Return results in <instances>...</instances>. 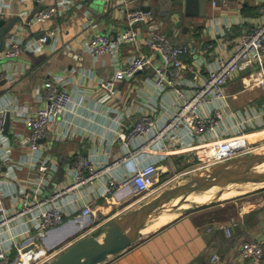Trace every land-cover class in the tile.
Returning <instances> with one entry per match:
<instances>
[{
  "label": "crops",
  "instance_id": "0c3cea01",
  "mask_svg": "<svg viewBox=\"0 0 264 264\" xmlns=\"http://www.w3.org/2000/svg\"><path fill=\"white\" fill-rule=\"evenodd\" d=\"M93 1L0 0L5 23L12 16L20 17L12 27V30L16 28L12 40L22 44L17 56L0 60V108L9 112L8 130L12 132V140L0 134V154L4 150L9 155L8 164H3L1 169L6 206H19L24 189L36 188V197L43 198L72 183L74 173L69 164L77 155L88 158L95 165L114 163L100 177L82 183L56 199L63 211V220L49 228L42 238L31 230L28 216L15 221L8 229L2 228L0 245L8 250L10 264H19L21 259V255L14 256L13 240L22 246L28 245L30 250L38 246L47 254L60 253L95 230L101 231L100 237L112 218L148 201L143 200L145 195L136 192L131 184L105 191L107 179L112 177L119 183L132 164L154 162L158 169L155 182H161L166 171L178 172L191 162L202 161L205 166L210 165L207 163L208 149L215 142L234 135L246 140L264 128L263 120L243 122L262 98V90L257 85L261 72L252 66L239 70L226 81L224 98L214 104L218 105L222 117L211 130L203 132V139L197 138L186 125L177 129L173 138L151 141L143 148L141 144L148 141L150 133L126 142L119 137L120 132L130 128L143 115L150 116L153 128L164 122L179 100L177 88L189 91L204 81L215 58L228 54L239 35L259 22V10L264 0L207 2L205 15L192 17L194 26L189 25L186 32L175 30L170 36L175 43L184 44L189 50L181 57L183 68L178 78L172 85L162 88L153 83V68L163 65L162 56L150 50L143 38L150 31L166 34V28L153 30L155 21L138 23L135 41L121 42L116 59L107 53L93 56L84 47L86 40L97 32L120 34L125 28V10L132 6L123 0H108L101 11L90 10ZM50 4L56 5L51 16L40 22H27L39 6ZM45 30H52L53 35L35 49ZM137 54L150 56L151 65L117 80L113 93L100 88V79L110 78L116 67L124 66ZM164 66L169 68V65ZM51 75L60 77V85L71 93V103L61 116L48 123L46 137L32 149L26 143L29 128L24 119L44 103L39 97L40 90ZM211 105H205V109ZM2 135L7 139L6 147L2 146ZM43 159L54 167L49 171L46 185L36 187L39 170L34 163ZM164 188L166 186L155 196ZM226 196L233 194L221 198ZM187 200L203 203L209 198L208 194L190 193ZM86 201L90 202L91 212L83 215L81 208ZM224 203L196 205L170 220L165 212L157 214L149 219L151 222L142 225L140 237L130 246L97 264H251L239 257L238 249L245 239H258L264 245V225L254 222L249 226L246 220L238 219L231 227L230 216L226 213L217 217ZM252 210L240 212V215ZM228 228L230 234L226 233ZM59 244H63L62 248H57ZM213 253L219 256L215 261L210 259ZM27 256L25 262L31 261V254L27 253ZM261 264H264L263 257Z\"/></svg>",
  "mask_w": 264,
  "mask_h": 264
},
{
  "label": "built area",
  "instance_id": "2783aa9c",
  "mask_svg": "<svg viewBox=\"0 0 264 264\" xmlns=\"http://www.w3.org/2000/svg\"><path fill=\"white\" fill-rule=\"evenodd\" d=\"M55 11L56 5H47L43 9H38L27 22L43 21ZM259 11V22L250 26L239 35L237 43L228 54L215 58L213 67L208 70V74L201 84L194 86L189 91L177 88L179 100L164 122L153 128L150 116L143 115L130 128L120 132L119 137L126 142L135 136L149 135L150 133L148 141L145 142L146 144H141L143 148L151 141L173 138L177 129L182 125H186L191 132L196 134L197 138L203 139V132L211 130L222 117V112L218 105L214 104L224 98V84L226 81L239 70L252 66L258 67L261 72V78L257 81V85L262 90V98L255 109H250L249 115L243 122L264 121V5ZM4 14L5 12L0 8V19L4 17ZM149 18L150 13L139 8L126 9L125 28L120 34L94 33L86 40L84 47L93 56L107 53L113 59H116L118 45L121 42H134L138 36L137 24L146 22ZM52 35V30H45L39 36V43L38 46H35V49H39ZM143 42L150 50L159 52L163 59L162 66L153 68L154 85L158 88L172 85L183 68L181 57L189 50V47L175 43L170 36L160 31L148 32L144 36ZM21 50L22 44L18 40H12L11 37L6 40L0 55L1 57L9 58L17 56ZM149 65H151L150 56L146 54L133 55L124 66L116 67L110 78L100 79L98 81L100 88L113 93L117 80L130 77L137 70ZM164 65H169V68ZM39 97L44 103L31 111L24 119L29 128L26 143L32 149L37 147L39 139L46 137L48 123L61 116L71 103V93L60 85V77L57 75H51L46 79L40 90ZM210 103L212 105L206 110L205 105ZM6 113L7 110L5 108H0V134H3L2 129ZM2 136V146L6 147L8 145L7 139L4 135ZM245 141L239 135H234L215 142L208 149L207 163L214 164L233 157L238 150L245 146ZM123 159L127 160L128 157H123ZM8 161L9 155L3 150L0 154V231L2 228L8 229L15 221L28 216L31 230L35 232L38 238H42L49 228L62 222L64 214L56 203V199L59 196L82 183L100 177L114 164L95 165L88 158L77 155L69 164L74 173V181L72 183L43 198L36 197V188L35 190L24 189L22 190V199L19 206L8 208L5 203V192L1 185L3 181L1 169L3 164H8ZM34 165L39 170L36 187L46 185L50 178L49 171L54 166L48 163L46 159L35 162ZM157 173L158 169L154 162L143 165L132 164L128 173L119 180V183L112 177L108 178L105 191L111 192L117 186L131 184L136 192H144L153 186ZM81 210L83 215L90 213V202L86 201ZM235 224L236 222L230 221L231 227ZM226 233L230 234V228L226 229ZM12 243L15 250L19 252L18 256L21 255L22 257L23 254L26 255V252L30 250L28 245L22 246L15 240ZM43 253H46V250ZM8 254V250L0 245V264H10L11 259ZM238 255L241 259L249 260L251 264H261L263 257L262 241L258 239L243 240L239 246ZM218 258V254L213 253L210 259L215 261Z\"/></svg>",
  "mask_w": 264,
  "mask_h": 264
},
{
  "label": "water",
  "instance_id": "95a60500",
  "mask_svg": "<svg viewBox=\"0 0 264 264\" xmlns=\"http://www.w3.org/2000/svg\"><path fill=\"white\" fill-rule=\"evenodd\" d=\"M132 3L131 8L137 6L142 11L150 13L149 21H155V28H166V35L171 36L175 30L186 32L188 26H194L192 17L205 15L207 2L212 0H123ZM108 0H94L90 4V10H102ZM47 5L39 6V9ZM20 19L12 16L5 23L0 19V52L7 39L13 37L16 28L12 27ZM41 35V34H40ZM5 58L0 57L3 61ZM144 69V67L142 68ZM9 112L6 113L2 132L12 140V132H9ZM43 140V138H41ZM39 139L38 141H42ZM264 162V152L250 154L210 164V169L203 168L193 174L189 182L184 185H175L165 188L150 200L143 202L138 207L122 215L112 218L105 229L95 230L77 239L67 248L61 251L55 258L43 264H97L105 260L109 255L116 254L140 237V229L147 220L162 212H156L167 201L174 200L180 195H185L197 190H207L216 185L225 186L234 181L253 182L246 178L247 171L254 169ZM221 192H217L219 197Z\"/></svg>",
  "mask_w": 264,
  "mask_h": 264
},
{
  "label": "rangeland",
  "instance_id": "374dc122",
  "mask_svg": "<svg viewBox=\"0 0 264 264\" xmlns=\"http://www.w3.org/2000/svg\"><path fill=\"white\" fill-rule=\"evenodd\" d=\"M262 130H264V128ZM259 132L260 130L256 132L258 134H255L254 132L255 135H252V137L251 135L248 136L249 138L246 139L245 146H243V148L238 150L233 157H239V156H245V155L264 152V133H259ZM190 165H187L184 168H180L181 170H179L178 172L166 171L165 176L163 178L164 179L163 181L165 183L163 181L155 182L153 186H151L148 190L142 192V194L145 195V197H143L142 199L149 200L153 198L155 194L160 190V188H163L164 186H166V188H170V187H173L172 185L174 184L176 186L184 185L190 181L191 176L193 174L199 172L203 168L210 169V165L205 166V164H203L202 161L201 162L198 161L194 163L191 162ZM244 174L248 180L253 181L248 184L255 183V185L246 187L245 185H248L246 184L247 182L241 180V181L231 182L225 186L216 185L215 186L216 189L214 188L210 191L197 190V191L191 192L193 194L203 193L207 195L208 192L218 191V190L227 188V191H228L227 193L228 194L233 193V196H230L227 198L214 197V198H210L209 200L203 203H195L191 200H187L188 194H190V193H187L185 195L178 196L177 197L178 200H175L176 199L175 198L174 200L167 201L159 209H157L156 212H162V211L165 212L168 215L167 219L170 220L176 215L180 214L182 211L184 210L186 211L189 208H194L196 207V205H200V204L209 205V204H218L221 202H225L222 209H220L221 211L218 210L220 212L217 213V217H220V216L222 217L226 213L227 216H230L229 220L230 221L232 220L233 222H236V223L238 222V219H240V220H246L249 226H251L254 222H256L259 226L262 224L264 225V164L259 165L255 167L254 169L247 171ZM251 209L253 210L250 211L249 213H246L245 215H242V216L240 215V212H243L245 210L248 211ZM153 220L155 222L158 221V219L156 218H154ZM147 221L151 222V220H147ZM79 231H82V230H79ZM62 245L63 244H59L57 248H62ZM50 250H53V249H50ZM263 252H264V247H263ZM58 253H59L58 251L56 252L54 251V253H52L51 255H48L47 253H42L41 255H38V256L36 255L35 257H31L32 259H29L31 261H26L24 264H43L55 258ZM18 255H19V252L15 251L14 256L18 257ZM263 258H264V255H263Z\"/></svg>",
  "mask_w": 264,
  "mask_h": 264
},
{
  "label": "bare ground",
  "instance_id": "6f19581e",
  "mask_svg": "<svg viewBox=\"0 0 264 264\" xmlns=\"http://www.w3.org/2000/svg\"><path fill=\"white\" fill-rule=\"evenodd\" d=\"M264 132V130L263 131H261V132H259V133H263ZM256 134H258V133H256ZM255 135V134H254ZM252 136V135H251ZM240 138H242V136H240ZM262 164H264V162L263 163H260L259 165H262ZM259 165H257V166H259ZM256 166V167H257ZM248 183H251V182H247L246 184H248ZM257 184V183H256ZM253 185H255V183H253V184H248V185H245L246 187H250V186H253ZM215 187H211L210 189H207L208 191H210V190H212V189H214ZM216 189V188H215ZM247 189V188H246ZM245 189V190H246ZM206 190V191H207ZM244 190V189H243ZM242 191V190H241ZM217 192H221V195L219 196V198H221L222 196H224L225 194H228L227 192V188L226 189H221V190H218V191H213V192H210V193H208V198L210 199V198H214V197H216V194H217ZM199 193V192H198ZM233 194V193H232ZM235 194V193H234ZM227 197V196H226ZM229 197V196H228ZM164 219H166L165 217H163ZM163 219V220H164ZM35 249H31L30 250V252H27V253H29V254H31V256L33 257V256H35V255H37V254H39L40 252H41V250L39 249V247L38 246H35L34 247ZM37 249V250H36ZM40 250V251H39ZM27 253H26V255H22V257H21V259L18 261L19 262V264H23L24 262H25V259L28 257L27 256ZM27 256V257H26ZM31 259V258H30ZM27 261V260H26Z\"/></svg>",
  "mask_w": 264,
  "mask_h": 264
},
{
  "label": "trees",
  "instance_id": "16d2710c",
  "mask_svg": "<svg viewBox=\"0 0 264 264\" xmlns=\"http://www.w3.org/2000/svg\"><path fill=\"white\" fill-rule=\"evenodd\" d=\"M246 240V239H245ZM263 247H264V245H263Z\"/></svg>",
  "mask_w": 264,
  "mask_h": 264
}]
</instances>
